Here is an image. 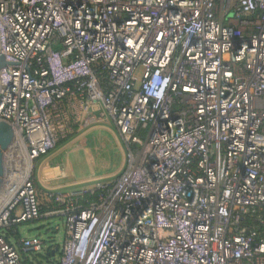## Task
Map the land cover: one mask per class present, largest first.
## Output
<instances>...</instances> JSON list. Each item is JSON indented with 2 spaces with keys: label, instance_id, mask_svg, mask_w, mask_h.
<instances>
[{
  "label": "built area",
  "instance_id": "2783aa9c",
  "mask_svg": "<svg viewBox=\"0 0 264 264\" xmlns=\"http://www.w3.org/2000/svg\"><path fill=\"white\" fill-rule=\"evenodd\" d=\"M0 54V120L28 164L0 264H264V0H0ZM93 114L123 170L41 195L34 161ZM41 216L65 219L58 257L7 238Z\"/></svg>",
  "mask_w": 264,
  "mask_h": 264
},
{
  "label": "crops",
  "instance_id": "0c3cea01",
  "mask_svg": "<svg viewBox=\"0 0 264 264\" xmlns=\"http://www.w3.org/2000/svg\"><path fill=\"white\" fill-rule=\"evenodd\" d=\"M107 145L115 148L119 166L113 173L103 178L115 179L125 166V147L113 122L101 118L98 114L88 116L83 122L73 127L68 140L59 143L53 150L34 161L33 180L38 192L41 195L72 193L91 187L92 185L84 187V184L94 178L74 179L66 157L73 155L76 159L82 157L84 160H100L106 158Z\"/></svg>",
  "mask_w": 264,
  "mask_h": 264
},
{
  "label": "rangeland",
  "instance_id": "374dc122",
  "mask_svg": "<svg viewBox=\"0 0 264 264\" xmlns=\"http://www.w3.org/2000/svg\"><path fill=\"white\" fill-rule=\"evenodd\" d=\"M145 136V135H144ZM100 148V147H99ZM104 150V149H103ZM106 158L90 161L82 157L76 159L73 155L66 157L69 161L67 164L70 167V172L74 179H92L89 180L84 187L98 183H110L114 180L113 177H104L113 173L119 166V160L116 155L115 148L111 145L105 147ZM45 208L42 212H45ZM16 235L8 236V240L12 244H16L21 239L39 238L44 242V246L52 247L57 250L54 257L59 256L65 239V219L61 216H41L37 220L21 223L15 228ZM44 254L38 253L28 255V259L32 264H45L47 261Z\"/></svg>",
  "mask_w": 264,
  "mask_h": 264
},
{
  "label": "water",
  "instance_id": "95a60500",
  "mask_svg": "<svg viewBox=\"0 0 264 264\" xmlns=\"http://www.w3.org/2000/svg\"><path fill=\"white\" fill-rule=\"evenodd\" d=\"M5 65L4 55L0 54V82ZM10 127V124L0 120V206L21 181L26 165L18 138ZM53 255L54 252L51 253Z\"/></svg>",
  "mask_w": 264,
  "mask_h": 264
},
{
  "label": "trees",
  "instance_id": "16d2710c",
  "mask_svg": "<svg viewBox=\"0 0 264 264\" xmlns=\"http://www.w3.org/2000/svg\"><path fill=\"white\" fill-rule=\"evenodd\" d=\"M68 138H69V136H68L66 139L62 140L60 143L65 142L66 140H68ZM47 257H48V256H46V258H47Z\"/></svg>",
  "mask_w": 264,
  "mask_h": 264
},
{
  "label": "bare ground",
  "instance_id": "6f19581e",
  "mask_svg": "<svg viewBox=\"0 0 264 264\" xmlns=\"http://www.w3.org/2000/svg\"><path fill=\"white\" fill-rule=\"evenodd\" d=\"M28 169V164L26 163V165H25V171Z\"/></svg>",
  "mask_w": 264,
  "mask_h": 264
}]
</instances>
